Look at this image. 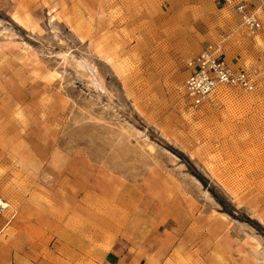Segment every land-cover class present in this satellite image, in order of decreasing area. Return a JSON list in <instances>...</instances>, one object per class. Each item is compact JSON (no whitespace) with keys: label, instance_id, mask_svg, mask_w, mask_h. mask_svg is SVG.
Segmentation results:
<instances>
[{"label":"rangeland","instance_id":"rangeland-1","mask_svg":"<svg viewBox=\"0 0 264 264\" xmlns=\"http://www.w3.org/2000/svg\"><path fill=\"white\" fill-rule=\"evenodd\" d=\"M213 1L0 0L1 226L138 212L174 264H264V12L251 32ZM214 41L258 89L195 108L186 64Z\"/></svg>","mask_w":264,"mask_h":264},{"label":"crops","instance_id":"crops-1","mask_svg":"<svg viewBox=\"0 0 264 264\" xmlns=\"http://www.w3.org/2000/svg\"><path fill=\"white\" fill-rule=\"evenodd\" d=\"M213 2L221 12L236 18L221 2ZM16 15L24 18L18 12ZM223 54L235 67L244 64L235 58L228 59L224 51ZM30 206L26 203L25 209ZM33 210L36 212L32 217L11 219L0 225V264L175 263L174 241L165 234L164 224L155 216L146 218L144 225L143 213L137 212L120 229L115 220L118 215L115 213L113 217L107 211L101 212L103 219L93 224L85 218L66 217L59 203L54 213L43 203Z\"/></svg>","mask_w":264,"mask_h":264},{"label":"built area","instance_id":"built-area-1","mask_svg":"<svg viewBox=\"0 0 264 264\" xmlns=\"http://www.w3.org/2000/svg\"><path fill=\"white\" fill-rule=\"evenodd\" d=\"M236 15L243 27L251 32L262 29L260 13L264 0H216ZM184 90L195 108L203 106L222 87L254 93L258 89V73L253 67L230 64L223 54L221 41L209 42L198 55L191 58Z\"/></svg>","mask_w":264,"mask_h":264},{"label":"bare ground","instance_id":"bare-ground-1","mask_svg":"<svg viewBox=\"0 0 264 264\" xmlns=\"http://www.w3.org/2000/svg\"><path fill=\"white\" fill-rule=\"evenodd\" d=\"M25 23H26V21H25ZM98 80V82L100 83V81H99V79H97ZM3 202H1L0 204H2Z\"/></svg>","mask_w":264,"mask_h":264}]
</instances>
